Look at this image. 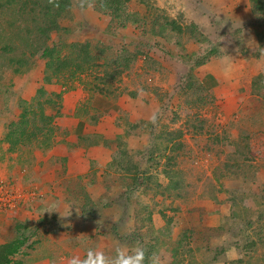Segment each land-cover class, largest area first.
<instances>
[{
  "label": "rangeland",
  "instance_id": "rangeland-1",
  "mask_svg": "<svg viewBox=\"0 0 264 264\" xmlns=\"http://www.w3.org/2000/svg\"><path fill=\"white\" fill-rule=\"evenodd\" d=\"M5 1L0 0V37L6 35L15 50L13 56L18 58L0 71L2 136L8 125L18 124L21 101L32 103L39 89L45 90L48 98L61 96L54 97L59 109L45 106L46 114L54 116L52 147L45 149L39 143L44 136L15 152L0 143V244L17 238L19 223L34 226L27 233V245L14 260L29 264L28 259L34 256H54L57 261L66 249L74 248L84 254L94 248L113 256L115 249H131L139 242L150 253L147 257L156 254L159 264L170 257L173 264H231L239 259L244 260L242 264H264V191L253 194L247 185L245 191L225 193L226 200L234 198L236 208L225 218L217 204L205 206L217 196V187H222L214 182L217 167L235 164L243 158V150L251 152L247 148L250 139L260 137L259 131L264 133V26L256 24L252 1L123 0L117 12L96 2L80 0L82 8L74 2L71 12L60 20L61 30L51 34L48 44L58 46L62 57H72L75 49L66 44L88 43L100 58L98 67L88 74L78 73L74 79L45 83L48 89L43 85L46 60L33 56L23 62L24 68L17 61L21 56L30 59L31 52L25 41L17 42L18 19L1 8ZM212 47L215 53L209 56ZM134 54L137 59L118 82L107 85L95 78L121 69L114 63ZM235 55L244 61L237 63L247 67L243 74L247 77L244 82L239 80L242 87L232 98L231 92L228 96L223 92L230 79L218 83L208 74L210 69L231 70L230 59ZM5 58L9 61V56ZM91 84H97L104 93L90 91ZM30 85L36 93L27 100L25 97L34 91H29ZM77 91L81 93L78 108L86 131L90 125L104 122L101 118L105 114L100 117L96 111L106 109L119 114L115 124L125 133L115 140L122 142L113 152L109 174H101L104 167H100L97 178H91L103 186L109 199L94 200L89 192L85 194L84 189L90 186L83 179L74 178L66 189L65 185H43L36 173L35 165L43 162V156L69 143L73 132L59 130L56 118L63 95ZM231 99L239 106L236 112L225 114L224 103ZM129 105L136 108L133 115L139 118L133 119L124 111ZM94 118L98 119L95 124ZM2 121L5 125L1 126ZM28 121L30 131L37 128L30 118ZM78 139L75 147H90L81 143L80 136ZM72 146H66L67 150ZM52 165L55 167V162ZM121 169L130 172L125 171L126 182ZM240 172L248 176L244 167ZM136 174L144 179L134 182ZM171 181H178V190ZM36 186L45 193L44 198L28 199ZM58 201L63 218L58 212L45 213ZM77 210H86V214L81 216L83 223L73 224ZM157 218V226L166 228L162 234L154 233ZM81 224L86 226L81 228ZM123 238H127L126 245L121 244ZM253 243L256 246L248 251Z\"/></svg>",
  "mask_w": 264,
  "mask_h": 264
},
{
  "label": "trees",
  "instance_id": "trees-1",
  "mask_svg": "<svg viewBox=\"0 0 264 264\" xmlns=\"http://www.w3.org/2000/svg\"><path fill=\"white\" fill-rule=\"evenodd\" d=\"M81 1H83L84 3H86L87 1L89 4H94L96 2L97 4H99V7H103V9L104 7H108L109 10H113L114 12H117L116 10L118 8V5L123 3V0ZM251 1L255 11L254 16L256 17V24H261L262 26H264V0ZM74 2H77L78 7H83V3H81L80 0H6L1 6L3 10L9 13L8 15H11L12 17H16L18 19V27L16 28V30L18 31L17 42L21 43V41H25L24 46L31 52L30 59H24L21 56V58L17 60L20 64H17L21 65L23 62H27V60H32L33 56L35 57L39 55L42 59L46 60L44 83L49 85L53 84L55 80H57L58 82L62 79H74L77 77L76 75L78 73L88 74L89 72H94L96 67H98L97 62L100 58L94 54L92 47L88 43L66 44L65 46H71L75 49V54H73L75 56L72 57H62L58 46L54 47V44L52 46L48 44V40L50 39L51 34L53 32H58L61 30L60 20L64 15H68L71 12ZM257 13H259L260 16L257 17ZM172 24L175 25L174 22ZM24 33L25 37H23L24 35L22 36V34ZM207 39L208 38H205V40ZM261 42H263L262 39ZM217 46L218 45H216V48ZM214 50L215 49L213 47L209 49V56L215 53ZM14 52L15 50L13 48V45L8 42L6 35L2 33L0 37V71L3 70V67L8 62H11V64L16 63V59L18 58V56L14 57ZM6 55L9 56V61H6ZM135 59H137V54H134L132 58L123 60L122 63L116 61L114 64L121 65V69L105 71V73L101 77H99V75H96L95 78L99 82L107 85L118 82L124 70L131 69L132 63ZM24 63L21 68H24ZM108 70H110V68H108ZM89 90L92 92L98 91L101 94L104 93V90H100L97 84H91L89 86ZM54 97H56L57 99H61L60 95H52L48 98L47 92L43 89H39L36 96L32 99V103L28 104L26 103V101H21L22 109L18 124L16 126H14V124L8 125L6 134L2 140V142L9 146V152H15L24 145H31L33 139L39 140L41 136H44V138L41 139V142H39L40 144L44 145L42 147L46 146V149L53 146L55 129L51 125L54 121V116L46 114L45 106L53 107V109H56V107H58L59 109L60 103H58L57 101L55 102ZM29 118L31 119L32 123H34V125H37V128L32 129L31 131L29 128L31 126H29ZM87 138L90 137L85 136V139ZM247 148L249 149V146H247ZM248 160H250V152L247 153L243 150V158L237 159L235 164L225 163L221 166H218L214 173L215 182L220 183L231 173L236 172L240 174V171L243 167L244 171H246L247 173L251 172L253 174V170L249 168V165H245ZM124 170L126 172H129L127 171L128 169ZM137 175L138 174L132 177V180L134 182H139L144 179V177H137ZM177 175L178 174H175L174 177H176ZM171 182H173L174 184L173 189L178 190V181ZM212 185L213 184L211 183V186ZM128 186L129 184L126 185L127 189ZM223 191L224 189L222 187L218 190V192ZM231 201L234 203V198L231 199ZM232 215L236 217L237 214L235 213V211H233ZM248 224L249 226H253L252 223ZM31 227L34 226L19 223L16 230L17 238L11 242L0 244V264H22L20 262H16L14 260V257L22 253V249L27 245V233L29 232ZM123 240H127V238H123ZM249 246L250 245H248V247ZM255 246L256 244L253 243L252 246L248 248V251H252V247ZM146 255H150V253L146 251ZM243 261L244 260L239 259L238 261H234L231 264H242Z\"/></svg>",
  "mask_w": 264,
  "mask_h": 264
},
{
  "label": "crops",
  "instance_id": "crops-1",
  "mask_svg": "<svg viewBox=\"0 0 264 264\" xmlns=\"http://www.w3.org/2000/svg\"><path fill=\"white\" fill-rule=\"evenodd\" d=\"M258 44H260L258 42ZM248 55V53H247ZM246 55V56H247ZM237 56L235 55L233 59H230L231 63V70L228 67L221 68L219 70L217 69H210L211 75V81H216L218 83L222 82V79L229 78V82L227 86L223 87V92L226 96L229 95L231 92L232 98L238 96V92L236 91L238 87H242L239 80H243L242 82L246 81L244 73H246V68L244 66V63L240 65L241 62H244L243 60H237ZM240 62V63H237ZM251 66V62L249 63ZM254 64V62H253ZM228 65V64H227ZM253 73V72H252ZM251 73V74H252ZM33 74V72H32ZM250 74V73H249ZM250 74V75H251ZM243 75V76H242ZM241 76V77H240ZM240 77V78H239ZM261 78H259L260 80ZM239 82V83H237ZM44 83V80H43ZM258 84V83H257ZM39 85V84H38ZM45 88L48 89V85H45ZM41 87V84L39 85V88ZM34 90L30 94L25 97V99L30 100L36 93V90L33 89V86L30 85L29 91ZM81 93L80 91L73 92V94L66 93L63 95V102H62V108L60 109V115L56 118V124L59 127V130H62L63 132H73L71 134L70 138L68 139L69 143H63L67 147H69L67 150L66 146H60L58 150L51 151L52 153L46 154L43 156V162L39 161V166L35 165L37 170L36 173L40 175V178L43 182V185L46 186L49 184L52 185H65L64 188L68 189L69 183H71V180L76 179H83L84 182H86L87 185L90 187L84 189V193L87 194V192L90 193L91 198L94 200H98L99 198H105L109 199V194L106 192H103V186L98 183V181H93L97 178L98 171L100 170V167H104L101 174H109L110 170V162L112 156L115 154V150L118 149V146L122 142L121 139L118 138V141L116 142V138L118 135L122 134V130L117 127L115 124L117 117L119 116L118 113L114 112H108L106 109H100L96 112L98 113L97 116L102 117L104 114V117L101 119H104L103 123L97 124L95 120H98L97 118H94L95 125H90V130L85 129L86 122L82 120L81 118V111L78 108V103L80 101ZM76 97V98H75ZM119 99V97H118ZM122 99V98H120ZM122 104V102H119ZM224 113H230V112H236L237 107L239 104H237L236 100L231 99L228 102L224 103ZM139 109V108H138ZM125 112H130V114L133 116V119L139 118L140 116L133 115L137 113L136 108H133V105H129L124 108ZM141 111H143L141 109ZM2 115V114H1ZM0 115V116H1ZM70 115L74 116L72 118ZM2 117V116H1ZM227 120V118H225ZM241 120V119H240ZM239 120V121H240ZM100 121V119H99ZM264 122V120H263ZM239 124V123H238ZM5 125L4 121L1 122V126ZM110 125V126H109ZM264 127V126H263ZM2 128V127H1ZM2 133L0 131V143H2L3 147L5 146L4 142H2L4 136H2ZM76 133V134H75ZM88 134V135H86ZM123 134H125L123 132ZM260 137L257 138H251L250 139V163L249 168L253 170V174L251 172L246 173L248 176L252 175L251 178H247L248 176H244L242 173H231L229 174L225 179H223L220 183L222 184V187L224 189L223 192H218L217 196H213L210 201H208V204L205 206L210 208L211 205L217 204V208L219 211L223 214V218H225V215L227 216L230 214L232 210H236L233 202L231 200H226L227 194L234 193L236 191H245L247 190V185L249 186L248 191L253 192V194H258L264 191V133ZM78 136L81 138V143L89 144L87 146L90 147H81L78 149V147H75L76 144H78L79 139ZM85 136H89L90 138L85 139ZM79 143V144H81ZM75 144V145H74ZM83 146V145H81ZM80 147V146H79ZM6 148V147H5ZM37 160L38 156H36ZM52 162H55V167H53ZM49 163V164H48ZM34 166V167H35ZM30 170V168H29ZM122 171V177H124L125 180V170L121 169ZM92 178V179H91ZM122 181V183L124 182ZM215 182V180H214ZM39 185V184H38ZM218 190L220 189V186L217 187ZM44 189V187H43ZM234 190V191H232ZM51 193V190L49 194ZM227 193V194H225ZM124 196V195H123ZM126 196V195H125ZM177 197H179L177 195ZM124 199V198H123ZM45 200H49L46 198ZM125 200L128 201V198H125ZM60 208H62L61 204L57 203ZM204 206V205H203ZM64 207V206H63ZM86 214V210L83 212L81 210H77L73 213L75 216L73 224H76L78 222H82L81 216ZM120 216L122 214L120 213ZM155 213H154V216ZM157 219H154L153 223L156 225L153 227L155 230V234H162L166 228L162 225H158L159 222H157ZM72 224V223H71ZM86 225L81 224V228ZM170 231L171 228L169 227ZM121 244L126 245L127 241L122 240ZM62 249V247H61ZM70 250V251H69ZM66 249L65 254L59 258V260L55 261L54 256L49 257H42L38 258L35 256L28 259L29 264H67L68 260L73 256H80L83 258L85 256L82 250H79L78 248L74 249ZM160 250H162V247H160ZM163 257H168L167 254L162 253ZM54 258V260H52ZM161 263L164 264H173V258L170 257V259H167L166 261H162Z\"/></svg>",
  "mask_w": 264,
  "mask_h": 264
},
{
  "label": "clouds",
  "instance_id": "clouds-1",
  "mask_svg": "<svg viewBox=\"0 0 264 264\" xmlns=\"http://www.w3.org/2000/svg\"><path fill=\"white\" fill-rule=\"evenodd\" d=\"M45 193L40 192V187L36 186L33 190H30L28 199L32 198L36 200L44 198ZM35 200V202H36ZM34 202V203H35ZM61 213L59 212V205L57 203H52L45 209V213ZM63 218L64 216L61 215ZM159 264L158 257L155 253L151 257L146 256V250L137 242V245L128 248H117L115 249V255L108 256L101 250L89 248L83 258L80 256L71 257L67 264Z\"/></svg>",
  "mask_w": 264,
  "mask_h": 264
}]
</instances>
